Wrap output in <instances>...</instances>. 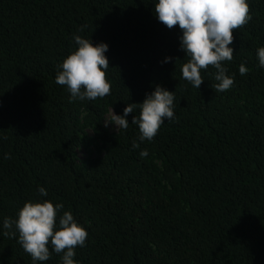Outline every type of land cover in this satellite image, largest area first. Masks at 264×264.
Masks as SVG:
<instances>
[{"label":"trees","instance_id":"1","mask_svg":"<svg viewBox=\"0 0 264 264\" xmlns=\"http://www.w3.org/2000/svg\"><path fill=\"white\" fill-rule=\"evenodd\" d=\"M247 2L223 65L234 85L216 92L212 67L199 89L183 78V33L159 22L158 0H0V264H62L51 244L33 261L3 227L44 201L87 230L77 264H264V0ZM74 36L108 45L111 95L73 99L56 83ZM157 86L174 117L152 141L132 124L139 105L127 129L105 128Z\"/></svg>","mask_w":264,"mask_h":264},{"label":"clouds","instance_id":"2","mask_svg":"<svg viewBox=\"0 0 264 264\" xmlns=\"http://www.w3.org/2000/svg\"><path fill=\"white\" fill-rule=\"evenodd\" d=\"M155 14L162 24L172 29L179 26L181 50L186 53L187 62L182 66L183 78L199 89L204 83L201 70L209 67L216 69L212 85L216 92H226L234 85V78L227 75L225 61H232L235 41L234 31L244 27L251 19V7L247 0H158L154 8ZM83 28L81 29V31ZM78 49L70 54L62 63L56 77V83L66 85L73 99L96 100L111 95V84L107 80L106 70L109 60L105 56L108 45H93L92 40L74 36ZM259 65L264 67V47L258 49ZM168 58L165 62H170ZM241 64V76L248 73ZM174 93L157 86L142 104H128L123 116L110 113V120L105 126L114 124L118 129H127L129 121L126 117L139 105L140 115L135 116L132 124L138 125L141 142L152 141L161 126L174 117ZM140 144L133 141V148ZM141 157L148 155L147 150L140 152ZM39 192L43 196L48 193L44 188ZM63 204L52 202H28L18 212V219L6 218L4 229L11 230L13 224L19 233V243L33 261L50 259L49 244L55 253L62 255V264H77L74 260L77 247L85 246L88 238L87 230L78 225L71 212L60 216ZM59 216V230L57 218ZM13 236L15 232L11 233ZM5 236L9 232L4 233Z\"/></svg>","mask_w":264,"mask_h":264},{"label":"rangeland","instance_id":"3","mask_svg":"<svg viewBox=\"0 0 264 264\" xmlns=\"http://www.w3.org/2000/svg\"><path fill=\"white\" fill-rule=\"evenodd\" d=\"M111 113H112V112H111ZM106 119H107V120H110V114L106 117ZM106 119H105V120H106ZM105 120H104V126H105ZM105 128H106L107 130H109L110 132H112V133L118 131L117 128H116V126H115L114 124H109L107 127L105 126ZM80 157L84 159V158H85V154L82 153V154L80 155Z\"/></svg>","mask_w":264,"mask_h":264}]
</instances>
